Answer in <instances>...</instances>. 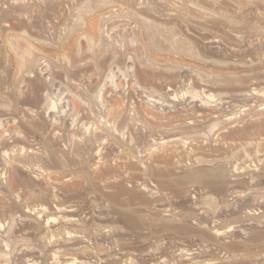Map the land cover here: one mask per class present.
Listing matches in <instances>:
<instances>
[{"label": "rangeland", "instance_id": "obj_1", "mask_svg": "<svg viewBox=\"0 0 264 264\" xmlns=\"http://www.w3.org/2000/svg\"><path fill=\"white\" fill-rule=\"evenodd\" d=\"M0 264H264V0H0Z\"/></svg>", "mask_w": 264, "mask_h": 264}]
</instances>
